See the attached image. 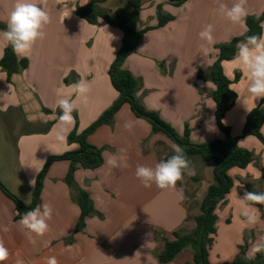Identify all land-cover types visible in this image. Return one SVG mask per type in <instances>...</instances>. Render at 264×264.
<instances>
[{
  "label": "crops",
  "instance_id": "1",
  "mask_svg": "<svg viewBox=\"0 0 264 264\" xmlns=\"http://www.w3.org/2000/svg\"><path fill=\"white\" fill-rule=\"evenodd\" d=\"M134 1L106 0L97 7L113 14L120 8L129 11ZM140 1L138 30L156 25L158 5L174 19L161 28L147 31L136 52L124 62L123 67L140 81L136 98L147 110L156 111L178 134L187 126L193 144L223 138L214 118L211 97L214 85L198 80L196 73L199 69L206 71L216 60L215 46L245 32V24H233L221 11V5L231 7L235 0H187L178 7L169 4V0ZM88 3L89 0H47L51 22L46 26L45 39L37 41L29 57L16 54L26 59L28 66L12 76V88L0 89V128L4 134L0 137V181L24 204L31 202L34 186L30 181L36 179L47 158L78 149L77 144L67 141L75 123L62 131L58 121V93L72 92L68 86L81 79L90 84L87 100H78L79 108L75 111L78 134L99 119L118 98L107 71L120 48L122 33L102 20L91 25L78 18L76 8ZM14 4L15 0H0V23L6 28ZM246 7L248 16L258 17L264 0H247ZM207 24L213 25L212 44L199 37ZM6 43L0 35V58ZM234 58L222 63L224 75L232 82L230 88L237 95L223 122L231 135L237 137L246 115L262 99L256 100L248 92V77L235 66ZM236 72L240 74L238 81H234ZM3 79L6 76L0 70V81ZM51 81L54 88L48 90L33 89L30 85L44 87ZM72 98L76 99V95ZM61 132L65 136L63 141L57 139ZM261 134L264 137V123ZM86 140L100 150L102 164L94 170L77 168L72 174L73 187L65 182L68 161L50 165L38 204L47 202L54 209L48 221L50 231L45 235L37 236L23 228L18 223L21 218L15 220L14 204L0 191V239L10 252L5 264L18 261L46 264L50 256H55L59 264H160L156 255L164 241L171 240L180 230L193 228L187 196L190 188L186 182H178L176 190L164 191L155 185L144 187L135 176L137 165L154 167L173 153V144L164 134L152 132L146 121L137 118L123 104L109 124L97 127ZM238 145L252 152L253 160L245 169L231 168L227 172L232 187L216 208V235L212 244L218 245L220 239L231 243L233 257L239 253L242 240H247L246 255L257 237L264 235V205H254L259 209L260 222L246 226L241 216L246 202L240 199L246 192H264V145L251 136L239 139ZM113 154L123 158L119 167L106 163ZM190 161L197 169L206 164L213 174L212 162L200 165L193 158ZM210 163L213 165L209 166ZM186 177L185 181L200 182L201 179ZM74 189L82 190L94 209V214L84 219L78 232L75 227L80 209ZM204 195L196 192L194 201L200 204ZM30 237L35 240L34 244ZM208 262L213 264L209 254ZM221 262L224 264V259ZM166 264H193L191 249H184Z\"/></svg>",
  "mask_w": 264,
  "mask_h": 264
},
{
  "label": "trees",
  "instance_id": "2",
  "mask_svg": "<svg viewBox=\"0 0 264 264\" xmlns=\"http://www.w3.org/2000/svg\"><path fill=\"white\" fill-rule=\"evenodd\" d=\"M106 0H89L84 7L76 8V16L88 24L96 25L102 20L110 27L121 31L122 39L120 48L117 51L112 63L107 71L110 84L117 92L118 98L114 104L94 123L87 127L83 132H76L77 117H75V128L68 134L67 141L78 145V149L72 152L64 153L59 156H50L45 161L42 170L38 173L32 190L31 202L24 204L17 197L11 194L1 183L0 191L9 198L14 204L15 220L20 219L22 215L40 202V193L45 174L50 165L56 161H68L69 171L65 178L68 186L73 187L72 174L77 168L94 170L102 164L100 150L87 142V136L95 131L97 127L103 124H109L114 114L123 104H127L132 113L140 119L146 121L154 133L164 134L172 144H178L186 153L187 157H199L203 163L212 162L214 164L213 180L207 187L206 193L198 206L199 214L190 217L193 228L189 232L180 230L172 235L171 240H165L162 250L156 257L160 264H166L172 261L184 249L189 248L192 251L193 264H209L208 252L214 242L216 235V208L224 202L232 187V180L227 175L231 168L245 169L253 160L252 152L241 148L238 141L245 137H254L264 145V137L261 134V128L264 123V108L262 104L254 107L245 117L244 125L239 136L234 137L230 133L223 120L225 114L230 111L237 95L230 88L231 81L224 75L222 63L230 61L236 56V45L247 36L259 34L262 29L260 25L264 19V7L260 16H247L245 21V32L238 37L232 38L229 42L215 46L217 51L216 60L206 70L199 69L196 78L200 81H209L214 85L212 100L215 105L214 118L217 129L223 134V138L214 139L202 144H193L189 140V128L185 126L182 134H178L174 128L161 119L156 111L147 110L136 98V92L140 88V81L135 78L123 65L125 60L136 52L137 46L141 42L143 35L150 30L161 28L174 18L163 14L161 6L156 8V25L147 26L138 30L137 23L139 12L141 10V1L135 0L131 3V9H117L113 14H108L98 9L99 3ZM187 0H169L173 6H180ZM0 29L5 30V25L0 23ZM28 66L26 59H20L13 51L12 47L6 43L2 57L0 58V69L5 73L6 80L11 81L14 74L25 70ZM240 74L234 75V81H238ZM170 153L164 157L171 156ZM195 181V179H193ZM76 192V202L80 209V218L75 227V232L82 229L84 219L94 214L92 202L86 194L80 189H74ZM19 212V215L17 214ZM246 248V246H245ZM245 248L240 247L239 253L229 264H264V255L258 254L254 260L245 259Z\"/></svg>",
  "mask_w": 264,
  "mask_h": 264
},
{
  "label": "clouds",
  "instance_id": "3",
  "mask_svg": "<svg viewBox=\"0 0 264 264\" xmlns=\"http://www.w3.org/2000/svg\"><path fill=\"white\" fill-rule=\"evenodd\" d=\"M246 2L247 0H235L231 7L221 5V11L233 24H244L249 15ZM72 6L74 7V3ZM50 22L51 14L48 10L47 0H15V4L7 18V28L0 35L17 55L29 57L37 41L45 39V29ZM260 28L262 31L259 34L247 36L237 43V52L233 61L235 66L247 75L249 81L247 90L256 100L264 99V23H261ZM213 31L212 24L205 25L199 33L200 39L208 44L214 43ZM112 49L114 52L115 49ZM68 87L73 91L67 94L58 93V99L56 100V106L60 110L58 121L62 126V131L75 123L73 112L78 111V100L83 99L86 101L87 94L91 90L89 82L84 79L76 81ZM74 94L76 99L72 98ZM125 127H128V125ZM57 139L59 141L65 140L62 132L57 135ZM172 150L173 154L171 156L160 160L154 167L137 165L135 176L144 187L150 188L155 185L156 188L164 191L176 190L177 183L182 182L185 176L192 177L196 175V169L184 149L178 144H173ZM124 151L125 149H121V152ZM122 159V157L118 158L113 154L106 163L115 168L119 167ZM35 183V179L30 181L32 186ZM180 196L183 198L182 189L180 190ZM240 199L246 202L241 211L243 223L246 226H255L260 222V214L259 209L254 205H264V192H246L243 198ZM53 211V206L45 202L26 211L18 223L27 229L29 233L43 236L50 231L48 221L51 220ZM17 214L19 215V212ZM30 242L34 244L35 240L30 237ZM258 254L264 255V235L257 237L251 249L246 253L245 259L254 260ZM9 256V249L5 246L4 241L0 239V264H5ZM17 264H20V262L18 261ZM46 264H59V261L55 256H50L46 259Z\"/></svg>",
  "mask_w": 264,
  "mask_h": 264
},
{
  "label": "rangeland",
  "instance_id": "4",
  "mask_svg": "<svg viewBox=\"0 0 264 264\" xmlns=\"http://www.w3.org/2000/svg\"><path fill=\"white\" fill-rule=\"evenodd\" d=\"M169 3V2H168ZM170 4V3H169ZM162 9V8H161ZM163 12V11H162ZM163 14H165L163 12ZM168 15V14H166ZM155 20V19H154ZM1 70V69H0ZM16 82V81H15ZM30 85H32L31 87L33 89H41V90H48L49 88H54V82L51 81L49 82L48 84L41 86L39 87V85L35 84V83H30ZM18 85L16 84V87ZM13 87V82L12 81H7L6 79H3L2 81H0V89L2 90H5V89H9V88H12ZM58 115V114H57ZM4 136L3 134V130L2 128H0V137ZM193 158V160H196L197 162L201 164H204L203 162L200 161L199 157L195 156V157H191ZM213 164L210 163L209 166H212ZM202 167L196 169V177H201L200 179V182H197V181H194V180H190V179H187V181H185V179L187 178L185 176L184 178V182L186 187H189L190 190L188 191L187 193V196L189 197L190 199V206H191V209H192V216L194 215H197L199 214V209H198V206H199V202L198 201H194V195L196 194H204L206 193V189H207V186L210 185L212 183V180H213V174L211 172H209V168L208 166L205 164L204 166L201 165ZM0 183L5 187V185L0 181ZM197 187L196 190H194V188ZM6 188V187H5ZM7 189V188H6ZM191 221V220H190ZM192 222V221H191ZM190 230H185V232H189ZM247 240H242V243L240 244L241 246H246ZM217 242V241H216ZM234 247V245H231V243H228L226 240L224 239H220L218 245H216V243L210 248L208 254L211 255V259H212V262L213 264H221L222 260L224 259V264H228V260L229 259H234L235 256L233 257L232 255V248ZM233 257V258H232Z\"/></svg>",
  "mask_w": 264,
  "mask_h": 264
}]
</instances>
